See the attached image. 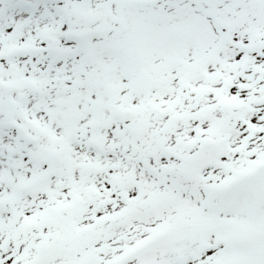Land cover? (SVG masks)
<instances>
[{
  "label": "snow or ice",
  "instance_id": "1",
  "mask_svg": "<svg viewBox=\"0 0 264 264\" xmlns=\"http://www.w3.org/2000/svg\"><path fill=\"white\" fill-rule=\"evenodd\" d=\"M0 264H264V0H0Z\"/></svg>",
  "mask_w": 264,
  "mask_h": 264
}]
</instances>
